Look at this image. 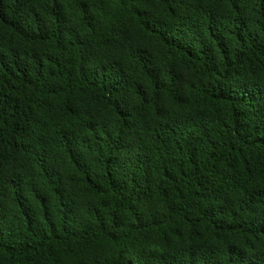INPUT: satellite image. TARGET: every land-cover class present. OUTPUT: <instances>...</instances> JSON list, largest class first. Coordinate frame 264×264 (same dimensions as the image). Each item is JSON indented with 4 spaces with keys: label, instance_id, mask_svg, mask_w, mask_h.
Listing matches in <instances>:
<instances>
[{
    "label": "trees",
    "instance_id": "16d2710c",
    "mask_svg": "<svg viewBox=\"0 0 264 264\" xmlns=\"http://www.w3.org/2000/svg\"><path fill=\"white\" fill-rule=\"evenodd\" d=\"M0 264H264V0H0Z\"/></svg>",
    "mask_w": 264,
    "mask_h": 264
}]
</instances>
